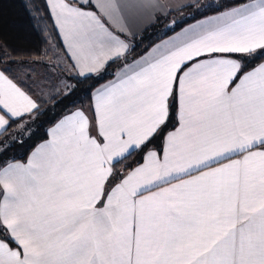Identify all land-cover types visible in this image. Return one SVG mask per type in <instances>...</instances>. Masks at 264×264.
Listing matches in <instances>:
<instances>
[{
    "label": "snow or ice",
    "instance_id": "snow-or-ice-1",
    "mask_svg": "<svg viewBox=\"0 0 264 264\" xmlns=\"http://www.w3.org/2000/svg\"><path fill=\"white\" fill-rule=\"evenodd\" d=\"M44 6L66 75L45 95L0 67V155L43 105L91 102L0 162V264H264V0ZM126 8L195 22L133 58Z\"/></svg>",
    "mask_w": 264,
    "mask_h": 264
},
{
    "label": "trees",
    "instance_id": "trees-1",
    "mask_svg": "<svg viewBox=\"0 0 264 264\" xmlns=\"http://www.w3.org/2000/svg\"><path fill=\"white\" fill-rule=\"evenodd\" d=\"M220 3L227 5L232 0H218ZM26 5L28 10H26ZM34 5L39 6L41 11L37 13ZM29 10L31 15H29ZM191 9H185L183 12L173 11L166 17H161L158 21L153 22L146 27L141 33L135 35L132 42L136 45L133 58L139 57L149 50L158 41L170 36L174 32L167 31L166 25L173 19L178 20L175 31L181 29L184 25L193 21L188 15ZM207 11L206 14H211ZM34 17V18H33ZM183 17V19H181ZM202 16H196L199 18ZM3 28H0V44L5 49H0V65L12 68V63L19 60L37 61L52 54L55 50L63 53V44L60 36L56 34L51 26V20L47 16V9L44 6V0H4L3 4ZM5 50L7 55H5ZM118 65H113L108 71L112 72ZM113 78L110 74L106 75L105 82ZM73 83L75 81H72ZM75 101V104L72 103ZM90 97L83 92V86L64 104L54 106V103L43 105L44 115H41L32 125L33 135L31 138L22 136L20 139L25 140L24 148L18 145L13 146L3 155H0V162L10 159L24 160L31 147L45 137L46 130L60 118L67 108L76 106H88ZM2 139V138H0ZM138 157H133L128 163H134Z\"/></svg>",
    "mask_w": 264,
    "mask_h": 264
},
{
    "label": "crops",
    "instance_id": "crops-1",
    "mask_svg": "<svg viewBox=\"0 0 264 264\" xmlns=\"http://www.w3.org/2000/svg\"><path fill=\"white\" fill-rule=\"evenodd\" d=\"M120 2L122 4H129L130 2H133V0H120ZM164 3L170 4V5H174L180 2V0H163ZM208 0H201V3H207ZM208 14V15H212ZM125 15L127 17V21L129 24V27L131 28V31L135 34L141 33L146 27H148L150 24H152L154 21L150 20L149 17V11L146 9H133V8H126L125 9ZM202 17L196 18V19H201ZM195 20H193L192 22L188 23H194ZM188 24L184 25L183 27H186ZM181 29H179L178 31H180ZM177 31V32H178ZM174 35L171 34L170 36ZM170 36L164 38L167 39ZM61 39V38H60ZM162 39V40H164ZM162 40L158 41L157 43H160ZM155 43V44H157ZM154 44V45H155ZM153 45V46H154ZM64 47V46H63ZM63 56L65 55V53H62ZM143 55V54H142ZM1 67V65H0ZM38 67H39V62L38 61H27V60H19L16 61L14 63H12V69L17 71L18 75H24L27 76L28 74H36L38 71ZM26 74V75H25ZM22 75V77H23ZM113 79V78H111ZM109 79V80H111ZM30 84V82H28ZM104 83V82H103ZM27 159V158H26ZM24 159V160H26Z\"/></svg>",
    "mask_w": 264,
    "mask_h": 264
},
{
    "label": "rangeland",
    "instance_id": "rangeland-1",
    "mask_svg": "<svg viewBox=\"0 0 264 264\" xmlns=\"http://www.w3.org/2000/svg\"><path fill=\"white\" fill-rule=\"evenodd\" d=\"M57 57L63 58L64 56L61 52L54 50L51 55L37 60L39 62V67L36 74L27 73V76L22 74L23 77L30 82L32 87L37 89V91H39V86L46 84L47 88L44 89L45 95L56 86L61 76L66 75L61 69L53 67V65L59 62Z\"/></svg>",
    "mask_w": 264,
    "mask_h": 264
}]
</instances>
